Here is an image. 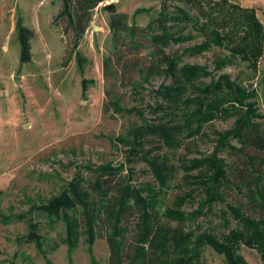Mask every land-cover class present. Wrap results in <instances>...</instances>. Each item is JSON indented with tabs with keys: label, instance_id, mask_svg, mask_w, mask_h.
Returning a JSON list of instances; mask_svg holds the SVG:
<instances>
[{
	"label": "trees",
	"instance_id": "obj_1",
	"mask_svg": "<svg viewBox=\"0 0 264 264\" xmlns=\"http://www.w3.org/2000/svg\"><path fill=\"white\" fill-rule=\"evenodd\" d=\"M103 1L61 0L53 19L63 21L59 26L67 44L65 54L67 59L76 57L79 65L87 62L79 42L93 9ZM165 2L158 17L145 27L134 21L129 24L127 13L113 12L109 21L113 46L102 59L103 114L140 118L117 141L126 146V162H144L156 183L134 184V171L124 163L90 165L86 171H76L58 194L35 209L61 219L66 226L61 241L69 248L83 241L90 249L102 234L109 249L107 264H201L205 247L221 254L225 264H249L239 252L241 246L254 249L264 264V113L257 109V90L240 86L226 74L214 77L206 67L182 60V53L198 55L216 46L228 51L214 59L216 69L239 59L255 72L264 54V27L253 7L231 0H187L197 10L195 17L182 8L169 15ZM181 24L193 27L202 39L182 51L171 50L197 36L182 35ZM17 28L20 62H26L31 58L32 31L22 25ZM148 47L149 59L141 63L140 52ZM116 65L137 70L145 82L152 75L168 78L153 89L155 100L148 104L151 118L136 106L122 103L121 88L128 86L136 94L142 86L139 76L126 80ZM229 117L234 118L232 125L216 131L209 153L179 159L181 190L166 204L170 154L201 135L212 120ZM225 154L236 157L234 164L228 163ZM230 173L238 174L234 186L245 202H226ZM197 196V206L186 212L185 204ZM218 203L225 204L217 216L227 231L199 230V225L185 228L186 222L213 213ZM29 226L27 238L40 245L35 223L30 220Z\"/></svg>",
	"mask_w": 264,
	"mask_h": 264
},
{
	"label": "rangeland",
	"instance_id": "obj_2",
	"mask_svg": "<svg viewBox=\"0 0 264 264\" xmlns=\"http://www.w3.org/2000/svg\"><path fill=\"white\" fill-rule=\"evenodd\" d=\"M163 1L104 0L99 3L93 9L78 45L87 58V62L79 65L76 57L67 59L65 54L67 44L59 26L63 21L53 20L61 9V0H0V264H107L109 249L102 234L90 249L83 241L69 248L61 241L66 235V226L61 219L48 217L44 211L35 208L58 194L76 171H86L85 167L90 165L124 163V167L134 171V184L156 183L144 162H126V146L117 141L129 127L140 123V118L126 114L111 117V112L103 114L102 111L105 99L102 59L113 46L109 29L113 12H108L104 5L114 3V13H127L129 24L134 21L139 27H145L163 10ZM231 1L253 7L264 27V0ZM190 2L166 0V12L172 15L182 8L195 17L197 10ZM137 9L141 10L135 13ZM19 25L32 31L29 39L31 58L26 62H20ZM184 27L182 35L198 36L190 25ZM197 36L170 49L182 51L201 41L202 37ZM142 40L148 45L147 37ZM150 50L148 47L140 52L141 63L148 61ZM182 54L184 62L202 65L214 77L226 74L244 88H255L257 109L264 113V54L255 72L239 59L216 69L214 59L228 54L226 49L216 46L198 55ZM116 69L118 74L120 69L126 80L139 76L137 70L126 66L116 65ZM137 79L142 88H137L136 94L128 86L121 88L122 103L128 107L136 106L144 111L145 117L151 118L148 104L152 105L155 100L153 89L161 82H168V78L152 75L145 82L140 75ZM204 80L208 81L209 77ZM233 120V117L212 120L204 126L201 135L186 140L170 154L168 171L171 177L164 197L166 204H170L181 190L179 159L185 155L193 157L209 153L215 143L216 131L229 128ZM232 143L239 145L234 140ZM164 153L168 155V152ZM224 156L228 163L234 164L236 157ZM229 175L226 202H245L234 186L238 174ZM198 200L197 196L187 202L185 211L193 210ZM224 206L223 203L216 204L215 213L188 221L185 228L195 229L199 225V230L213 227L217 233L227 231L217 216ZM246 210L250 211V208L246 207ZM255 211L253 214H257L258 210ZM30 220L36 225L40 245L27 238ZM239 252L249 264H262L254 249L241 246ZM201 264L225 262L221 254L205 247Z\"/></svg>",
	"mask_w": 264,
	"mask_h": 264
},
{
	"label": "water",
	"instance_id": "obj_3",
	"mask_svg": "<svg viewBox=\"0 0 264 264\" xmlns=\"http://www.w3.org/2000/svg\"><path fill=\"white\" fill-rule=\"evenodd\" d=\"M104 7H105V9H106L108 12H110V13H112V12L115 11V4H114V3H106V4L104 5ZM15 81H16V83L19 82V77H18V76L15 77Z\"/></svg>",
	"mask_w": 264,
	"mask_h": 264
}]
</instances>
